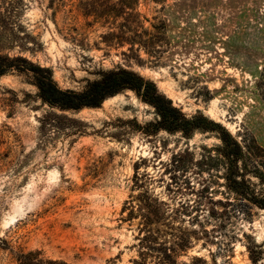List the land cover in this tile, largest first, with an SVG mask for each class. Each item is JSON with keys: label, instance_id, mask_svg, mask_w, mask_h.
Instances as JSON below:
<instances>
[{"label": "rangeland", "instance_id": "rangeland-1", "mask_svg": "<svg viewBox=\"0 0 264 264\" xmlns=\"http://www.w3.org/2000/svg\"><path fill=\"white\" fill-rule=\"evenodd\" d=\"M80 1L0 0V56L50 68L63 89L82 90L101 70H133L187 117L239 139L247 131L264 148V0H113L160 31L147 49L107 45L108 27L88 23ZM115 95L61 110L42 100L32 71L0 76V264H135L146 195L163 212L149 222L152 244L186 239L164 264H264V209L222 207V179L196 164L220 144L218 131L157 130L152 105L130 89ZM159 255L147 262L161 264Z\"/></svg>", "mask_w": 264, "mask_h": 264}, {"label": "trees", "instance_id": "trees-1", "mask_svg": "<svg viewBox=\"0 0 264 264\" xmlns=\"http://www.w3.org/2000/svg\"><path fill=\"white\" fill-rule=\"evenodd\" d=\"M133 9L131 5L123 1L81 0L79 3L80 12L87 18L92 17V21L88 23L102 22L103 26L108 27V30L101 34L102 40L107 45L128 43L133 47L138 44L139 47L147 49L153 46L159 38L160 31H149L142 24L140 25L137 13ZM12 67L34 73L39 95L50 107H58L61 110L96 107L106 98L130 89L140 99L154 107L157 115L154 123L157 130L164 129L170 133L180 132L183 136L190 138L198 129L204 131L208 128L216 129L220 144L212 150L207 149V154L202 155L196 164L207 165V169L202 170L215 171L216 176L222 179V193L226 196L224 199H218L217 202L224 208H232L231 211L236 215H247L251 205L264 209V148L247 131L242 134L238 133L239 139L220 123L207 117L196 115L187 117L180 108L173 105L170 98L160 93L154 81L123 67L101 70L99 77L89 81L82 90L61 88L54 80L50 68L36 65L22 56H0V76ZM261 71L264 76V61ZM209 174L213 173L209 172ZM141 200L142 198L140 202ZM144 200L146 203H141L139 206L140 215L144 220L142 222L144 229H140L142 235L139 238V259L135 260V264H151L147 262L146 255L154 251L160 254L156 256L158 263L175 262L173 256L187 245L186 239L176 236L175 244L169 247L165 245L162 248V246L153 245L152 231L148 229L149 222L153 219L161 220L163 212L150 208L147 195ZM146 208L147 210L144 211ZM133 212L131 210V213ZM252 259L255 261L254 258ZM22 264L68 263L29 256Z\"/></svg>", "mask_w": 264, "mask_h": 264}, {"label": "bare ground", "instance_id": "bare-ground-1", "mask_svg": "<svg viewBox=\"0 0 264 264\" xmlns=\"http://www.w3.org/2000/svg\"><path fill=\"white\" fill-rule=\"evenodd\" d=\"M117 95H114V96H112V97H110V98H108V99H112V98H114V97H116ZM107 100V99H106ZM13 219H14V216L12 217Z\"/></svg>", "mask_w": 264, "mask_h": 264}]
</instances>
